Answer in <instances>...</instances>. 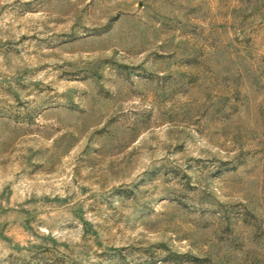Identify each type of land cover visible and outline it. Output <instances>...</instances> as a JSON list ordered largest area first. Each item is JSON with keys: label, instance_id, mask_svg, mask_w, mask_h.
<instances>
[{"label": "rangeland", "instance_id": "1", "mask_svg": "<svg viewBox=\"0 0 264 264\" xmlns=\"http://www.w3.org/2000/svg\"><path fill=\"white\" fill-rule=\"evenodd\" d=\"M0 264H264V0H0Z\"/></svg>", "mask_w": 264, "mask_h": 264}]
</instances>
